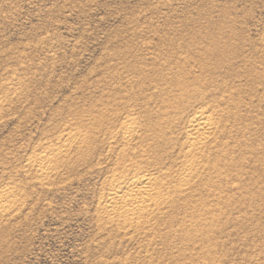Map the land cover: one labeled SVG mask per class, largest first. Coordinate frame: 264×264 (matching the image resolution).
Wrapping results in <instances>:
<instances>
[{
	"label": "rangeland",
	"instance_id": "1",
	"mask_svg": "<svg viewBox=\"0 0 264 264\" xmlns=\"http://www.w3.org/2000/svg\"><path fill=\"white\" fill-rule=\"evenodd\" d=\"M263 48L264 0H0V264H264ZM222 94L233 126L216 134L217 146L224 145L214 146L218 154L206 147L208 170L187 197L134 232L112 223L98 202L122 165L117 128L126 114L138 115L139 131L128 146L148 148L142 166L149 170L161 163L154 154L162 162L177 158L186 119L196 108L222 104ZM51 157L53 170L43 175L38 163ZM200 214L210 220L203 223Z\"/></svg>",
	"mask_w": 264,
	"mask_h": 264
},
{
	"label": "bare ground",
	"instance_id": "2",
	"mask_svg": "<svg viewBox=\"0 0 264 264\" xmlns=\"http://www.w3.org/2000/svg\"><path fill=\"white\" fill-rule=\"evenodd\" d=\"M178 47V46H177ZM202 47V46H201ZM208 47V46H207ZM206 47V48H207ZM210 47V46H209ZM175 48V47H174ZM182 48V47H181ZM194 48V47H193ZM185 49V48H184ZM203 49H204V46H203ZM264 49V48H263ZM192 50H194V49H192ZM196 50V49H195ZM199 50V49H198ZM200 50H202V48L200 49ZM209 50V49H208ZM182 51V50H181ZM206 51V50H205ZM264 51V50H263ZM176 53V52H175ZM207 53V52H206ZM219 53V52H218ZM261 53V52H260ZM259 53V55H261ZM193 54V53H192ZM214 54V53H213ZM216 54V53H215ZM243 54V53H242ZM197 55H198V53H197ZM244 55V54H243ZM176 56V55H175ZM194 56V55H193ZM200 56V55H199ZM202 56H204V55H202ZM223 56H225V55H223ZM227 56V55H226ZM263 56V55H262ZM198 57V56H197ZM218 57V56H217ZM220 57V56H219ZM229 57V56H228ZM235 57V56H234ZM240 57V56H239ZM242 57V56H241ZM247 57H248V55H247ZM158 58H161V57H158ZM190 58H191V56H190ZM212 58H213V56H212ZM222 58V57H221ZM264 57H262V59H263ZM154 59V58H153ZM163 59V58H162ZM192 59H193V57H192ZM191 59V60H192ZM195 59V58H194ZM235 59V58H234ZM242 59H243V57H242ZM198 60V59H197ZM212 60V59H211ZM216 60H217V58H216ZM229 60H233V59H229ZM241 60V59H240ZM245 60V59H244ZM166 61V60H165ZM263 61H264V59H263ZM262 61V62H263ZM156 62V61H155ZM152 63V62H151ZM154 63V62H153ZM152 63V64H153ZM204 63V62H203ZM225 63V62H224ZM229 63V62H228ZM236 63H237V61H236ZM235 63V64H236ZM241 63H242V60H241ZM155 64V63H154ZM167 64V63H166ZM170 64V63H169ZM168 64V65H169ZM196 64H197V62H196ZM195 64V65H196ZM198 64H200V63H198ZM243 64V63H242ZM261 64V63H260ZM151 65V64H150ZM175 65V64H174ZM185 65V64H184ZM244 65H245V63H244ZM250 65V64H249ZM173 66V65H172ZM217 66V65H216ZM251 66V65H250ZM144 67V66H143ZM184 68V67H183ZM190 68V67H189ZM197 68H199V66L197 67ZM196 68V69H197ZM230 68V67H229ZM255 68V67H254ZM257 68V67H256ZM263 68H264V66H263ZM179 69H180V67H179ZM200 69V68H199ZM202 69V68H201ZM203 69H204V67H203ZM244 69V68H243ZM246 69H248V68H246ZM134 70V69H133ZM169 70V69H168ZM173 70V69H172ZM185 70V69H184ZM189 70V69H188ZM229 70V69H228ZM227 70V71H228ZM249 70V69H248ZM260 70H263L262 68L260 69ZM259 70V71H260ZM129 71V70H128ZM132 71V70H131ZM154 71H155V69H154ZM195 71V70H194ZM254 71H256L255 69H254ZM175 72V71H174ZM183 72H185V71H183ZM189 72V71H188ZM196 72V71H195ZM199 72V71H198ZM206 72V71H205ZM211 72V71H210ZM209 72V73H210ZM257 72H258V70H257ZM257 72H256V74H257ZM263 73V71H260V73ZM149 73V72H148ZM165 73V72H164ZM212 73V72H211ZM215 73V72H214ZM248 73H249V71H248ZM248 73H246V76H244V77H247V74ZM181 74V73H180ZM183 74V73H182ZM195 74V73H194ZM198 74V73H197ZM200 74V73H199ZM231 74V73H230ZM239 74V73H238ZM252 74H253V70H252ZM255 74V75H256ZM207 75V74H206ZM233 75V74H232ZM231 75V76H232ZM249 75V74H248ZM255 75H253L254 77L253 78H255L256 79V77H255ZM257 75H259V72H258V74ZM261 75V74H260ZM260 75L259 76H257V78L258 77H260ZM132 76V75H131ZM146 76V75H145ZM191 76V75H190ZM147 77V76H146ZM145 77V78H146ZM152 77V76H151ZM184 77V76H183ZM186 77V76H185ZM188 77H189V75H188ZM203 77V76H202ZM250 77H251V72H250ZM263 77V76H262ZM133 78V77H132ZM197 78V76L195 77V79ZM200 78V77H199ZM252 78V79H253ZM138 79V78H137ZM140 79V78H139ZM154 79V78H153ZM173 79V78H172ZM195 79H193L192 78V81H193V83L191 82V84H192V86H194L193 84L196 82V80ZM249 79V78H248ZM258 79H260V78H258ZM128 80V79H127ZM144 80V79H143ZM150 79H148V81H149ZM168 80V79H167ZM194 80H195V82H194ZM198 80V79H197ZM207 80V79H206ZM218 80V79H217ZM221 80V79H220ZM234 80V79H233ZM157 81H158V79H157ZM173 81V80H172ZM185 81V80H184ZM189 81V80H188ZM214 81V80H213ZM260 81V80H259ZM258 81V82H259ZM262 81V80H261ZM151 82V81H150ZM175 82V81H174ZM182 82V81H181ZM180 82V83H181ZM217 82V81H216ZM255 81H253V83H254ZM132 83H133V81H132ZM141 83V82H140ZM165 83V82H164ZM169 83V82H168ZM176 83V82H175ZM186 83H187V81H186ZM186 83H185V86H184V88L182 87V88H180V89H186L185 87H186ZM190 83V82H189ZM198 83H200V80H198ZM205 83V82H204ZM251 83H252V81H251ZM252 83V84H253ZM182 84L184 85V82H182ZM211 84V83H210ZM255 84V83H254ZM253 84V85H254ZM261 84V83H260ZM175 85V84H174ZM182 85V86H183ZM220 85H222V83H220ZM223 85H224V82H223ZM231 85H232V83H231ZM249 85V84H248ZM142 86V85H141ZM143 86H145V85H143ZM142 86V87H143ZM168 86V85H167ZM171 86H172V84H171ZM179 86V85H178ZM214 89L212 90V91H215V88L216 87H219V83H218V85L216 86V84H214ZM242 86V85H241ZM240 86V87H241ZM256 86V85H255ZM129 87V86H128ZM165 87V86H164ZM189 87H191L190 86V84H189ZM195 87H197L198 88V86H196L195 85ZM194 87V88H195ZM199 87H201V86H199ZM208 87V86H207ZM223 87V86H222ZM222 87H221V89H222ZM247 87V86H246ZM254 87V86H253ZM258 87V86H257ZM149 88V87H148ZM155 88H157V87H155ZM211 88V87H210ZM264 88V87H263ZM176 89H177V87H176ZM178 89H179V87H178ZM193 88L191 87V90H192ZM212 89V88H211ZM230 89L231 88H229V91H230ZM243 89V88H242ZM166 90V89H165ZM187 90H188V88H187ZM204 90V89H203ZM237 90V89H236ZM239 90V89H238ZM127 91V90H126ZM154 91V90H153ZM163 91V90H162ZM168 91H170V90H168ZM184 91V90H183ZM193 91V90H192ZM195 91H196V89H195ZM200 91V93H201V90H199ZM212 91L210 90V93H212ZM223 91H225V90H223ZM233 91V90H232ZM252 91H254V89L252 90ZM263 91V90H262ZM133 92V91H132ZM174 92H176L175 90H174ZM187 92V91H186ZM216 92V91H215ZM226 92V91H225ZM231 92V91H230ZM129 93V92H128ZM154 93V92H153ZM169 93H171V92H169ZM189 93H190V89H189ZM189 93H188V96L187 95H184V96H187L188 97V100H187V104H188V101H190V99H189ZM221 93H222V91H221ZM236 93V92H235ZM259 93V92H258ZM258 93H256V94H258ZM264 93V92H263ZM120 94V93H119ZM141 94V93H140ZM149 94V93H148ZM156 94V93H155ZM155 94H153L154 96H155ZM165 94V93H164ZM180 94H181V92H180ZM184 94V93H183ZM186 94V93H185ZM197 93H194V95H196ZM237 94H238V92H237ZM116 95H118V94H116ZM136 95V94H135ZM166 95V94H165ZM173 95V97L174 96H177V95H174V94H172ZM191 95V94H190ZM193 95V94H192ZM192 95H191V97H192ZM207 95V94H206ZM224 94H222L221 96H222V104L221 103H217V105L216 106H213V105H206V106H204V107H202V108H196V110H194L193 112H192V114H190L189 115V117L186 119V123L183 125V127H184V131H183V133L181 132V135H180V133H179V131L177 132V133H179V137H181L182 136V134L184 135V141H183V144H182V149H180L179 151V153L176 155L177 156V158L175 159V160H169L168 162L166 161H163L162 162V159H160V157L158 158H156V155L154 154L153 156L155 157V159H156V161H157V159H158V161L160 162L161 161V163H159V165H157L156 166V164H155V166L154 167H152V169H150L148 166V168H149V170H145V168L146 167H144V164H143V166H142V163H144V159H145V157H147V156H149V154L147 155L146 154V149L145 148H147V147H144L143 149H141V150H139L140 148H142V146L138 149L137 147H136V149H132L130 146H128L129 145V143H131L130 142V140L132 139V138H134L135 137V135L138 133V131H139V126L137 125L138 123V121L137 120H139V118H138V115L137 116H135V114L134 113H132V112H130V113H128V115L126 114V116L123 118L124 120L122 121V123H120V126H119V129L117 128V130L119 131L118 133H119V136L120 137H122L121 139H122V141L124 142V146H122L121 147V149H119V150H117L118 152H119V156L118 157H120V164H122V165H120V166H115L116 168H115V173H113L112 175H111V177L109 176V183H108V185H107V187L105 188V191H104V193H103V195H101V199H100V202H98V205H99V207L102 209V211L103 212H105L106 214H107V216H108V218L112 221V223H116L117 224V226L118 225H122V228L121 229H123V228H125L126 230H129V232H130V230H133V229H136V228H143V226H145L146 224H148V223H150V220H152V219H155V217H157V216H159V215H163L164 214V212H166L167 210L166 209H170V206L171 205H176L177 203H179V202H181V201H179L178 199L180 198L181 199V197H185V193L187 192V191H189L192 187V185L191 184H193L192 182H194L195 183V181L197 180L196 178H200V176H201V173L203 172V170H205L206 169V164L207 165H209V161H208V159H210L211 160V156H209L208 154H206L205 152V149H206V147H208V146H212L211 148L213 149V147L214 146H217V142H216V138H217V136H216V134L219 132V133H221V135L224 133V132H226L227 130V127L229 126V123L231 122H229V119H228V117L229 116H227L226 114H229L230 112H231V109L228 111V109L226 108V107H224L223 105V103H227L228 104V101L229 100H227L225 97L226 96H223ZM249 94H247V96H248ZM261 95V94H260ZM123 96V95H122ZM125 96V95H124ZM140 96V95H139ZM142 96V95H141ZM150 96H152V94L150 95ZM156 96H157V94H156ZM167 96V95H166ZM180 96H182V95H179V97ZM184 96H182V97H184ZM197 96V95H196ZM200 96V95H199ZM250 96H251V94H250ZM112 97V96H111ZM115 97V96H114ZM126 97V96H125ZM132 97V96H131ZM178 97V96H177ZM176 97V99H178ZM202 97H205L206 98V96H204V95H202ZM202 97H199V99L200 98H202ZM219 97H220V95H219ZM218 96H217V98H219ZM137 99H139L138 97H136ZM150 98V97H149ZM152 98V97H151ZM156 98V97H155ZM157 98H159V97H157ZM193 98H195V97H193ZM193 98H191V99H193ZM198 98V96L195 98V99H197ZM205 98H204V101H205ZM207 98H208V96H207ZM206 98V99H207ZM132 99H133V97H132ZM164 99H166V98H164ZM164 99H163V101H164ZM171 99V98H170ZM176 99H174V100H176ZM180 100H181V98H179ZM183 99L184 98H182V101H183ZM198 99V101H201V100H199ZM115 99H113L112 98V101H114ZM146 100H147V96H146ZM155 100V99H154ZM211 100H214V99H211ZM238 100V99H237ZM249 100V99H248ZM258 100V99H257ZM110 101V100H109ZM134 101V100H133ZM133 101H132V103H133ZM142 101V100H141ZM147 101H152L151 99H148ZM157 101H159V103H160V101H161V104H162V99H158ZM173 101V100H172ZM185 101L186 100H184L183 101V105H185L186 103H185ZM195 101V100H194ZM218 100H216V102H217ZM232 101V100H231ZM242 101V100H241ZM264 101V100H263ZM262 101V102H263ZM143 102V101H142ZM168 102L170 103V101L168 100ZM181 103V101H178V103ZM192 102V101H191ZM259 102V101H258ZM137 103V102H136ZM141 103V102H140ZM153 103V102H152ZM185 103V104H184ZM213 103V102H212ZM230 103V102H229ZM130 104V103H129ZM138 104H139V102H138ZM166 103H164V105H165ZM197 104V103H196ZM207 104H210V103H207ZM231 104H235V103H233V101H232V103ZM248 104V103H247ZM246 104V105H247ZM264 104V103H263ZM111 105V104H110ZM128 105V104H127ZM141 105V104H140ZM143 105V104H142ZM146 105V104H145ZM148 105H149V102H148ZM148 105H147V111H148ZM163 105V106H164ZM167 105V104H166ZM194 105V104H193ZM114 106H115V104H114ZM235 106V105H234ZM234 106H232V107H234ZM112 107V106H111ZM168 107H169V105H168ZM176 108L177 106H175V105H173V108ZM184 107H186V105L184 106ZM232 107H230V108H232ZM140 108H142V107H140ZM145 108H146V106H145ZM237 108H239V107H237ZM236 108V109H237ZM133 109V108H132ZM165 109V108H164ZM167 109V108H166ZM166 109H165V111H166ZM178 110H180L179 108H177ZM176 109V111L175 112H177V113H179L178 112V110ZM181 109H184L183 107L181 108ZM233 109V108H232ZM246 109V108H245ZM125 110V109H124ZM129 110V109H128ZM133 110H137V109H133ZM159 110H161V107H160V109ZM159 110H158V112H159ZM171 110V107H170V109H168L167 111H170ZM185 110V109H184ZM192 110V109H191ZM191 110H190V113H191ZM131 111V110H130ZM155 111V110H154ZM164 111V110H163ZM162 110L160 111V112H163ZM172 111V110H171ZM232 111H234V110H232ZM238 111V110H237ZM252 111H254V110H252ZM150 112H152V111H150ZM149 112V113H150ZM185 112H186V110H185ZM187 112L189 113V111L187 110ZM239 112V111H238ZM251 112V111H250ZM261 112V111H260ZM156 113V112H155ZM180 113H181V110H180ZM183 113V112H182ZM257 113H258V111H257ZM161 114H163V113H161ZM161 114H159L158 113V115H161ZM166 114H167V112L164 114V117L166 116ZM185 114V113H184ZM234 117H231V118H236L237 119V117L239 118V116H237V114L235 113V111H234ZM253 114V113H252ZM123 115H124V113H123ZM146 115V114H145ZM258 115V114H257ZM141 116V115H140ZM144 116V115H143ZM155 116H156V114H155ZM163 116V115H162ZM168 116V115H167ZM242 116V115H241ZM246 116V115H245ZM252 116V115H251ZM100 117V116H99ZM101 117H102V115H101ZM101 117H100V119H101ZM148 117V116H147ZM151 117L153 118V114L151 115ZM151 117H149L150 119H151ZM164 117L163 118H161V121H162V119H164ZM169 117L171 118V115H169ZM226 117V118H225ZM156 118V117H155ZM155 118H154V120H155ZM168 118V117H167ZM183 118V117H182ZM230 118V117H229ZM113 120V119H112ZM153 120V121H154ZM156 120H158V119H156ZM165 120V119H164ZM171 120H173V119H171ZM170 120V121H171ZM246 120H248V119H246ZM251 120V119H250ZM105 121V120H104ZM106 121H108V120H106ZM115 121V120H114ZM113 121V122H114ZM159 121H160V119H159ZM166 121H168V120H166ZM165 121V122H166ZM175 121V120H174ZM233 121H234V119H233ZM238 121L240 122V118L238 119ZM261 121V120H260ZM119 122V121H118ZM141 122V121H140ZM156 121H154V123H155ZM177 122V121H176ZM112 123V122H111ZM145 123H147V122H145ZM149 123V124H148ZM148 125H150V123H151V120L150 121H148ZM169 123L170 122H168V125H169ZM178 123H181V122H178ZM233 123H236V122H233ZM238 123V122H237ZM255 123V122H254ZM142 124V123H141ZM146 124V125H147ZM157 124V123H156ZM162 124V123H161ZM160 124V125H161ZM173 124H176V123H173L172 122V125ZM230 124H232V123H230ZM262 124V123H261ZM260 124V125H261ZM145 125V124H144ZM145 125V126H146ZM152 125V124H151ZM153 125H155V124H153ZM170 125H171V123H170ZM182 125V124H181ZM144 126V127H145ZM158 126V125H157ZM156 126V127H157ZM164 126V125H163ZM232 126H233V124H232ZM231 126V127H232ZM235 126V125H234ZM237 126H238V124H237ZM110 127V126H109ZM160 127V126H159ZM166 127V126H165ZM169 127H171V126H169ZM181 127V126H180ZM236 127V126H235ZM243 127V126H242ZM112 128V127H111ZM162 128V127H161ZM161 128H159V130L161 129ZM168 128V127H167ZM228 128H230V126L228 127ZM233 128V127H232ZM260 128V127H259ZM143 129V128H142ZM145 129V128H144ZM151 129L153 130H157V129H155V128H153V126L151 127ZM166 129V128H165ZM175 129V128H174ZM172 127H171V130H170V128H169V130H170V132L172 131V130H174ZM181 129V128H180ZM179 129V130H180ZM239 129V128H238ZM237 129V130H238ZM261 129V128H260ZM150 130V129H149ZM163 130V129H162ZM162 130H160L161 131V133L163 132ZM228 130H230V129H228ZM233 130V129H232ZM231 130V131H232ZM258 130V129H257ZM103 131V130H102ZM145 131V130H144ZM158 131V130H157ZM182 131V130H181ZM241 131V130H240ZM251 131V130H250ZM260 131V130H259ZM110 132V131H109ZM170 132H169V135H170ZM233 132V131H232ZM113 133V132H112ZM117 133V132H116ZM141 133V132H140ZM151 133V132H150ZM152 133H153V131H152ZM151 133V134H152ZM160 133V134H161ZM172 133H173V131H172ZM176 133V132H175ZM218 133V134H219ZM228 133V132H227ZM243 133V132H242ZM106 134V133H105ZM110 134V133H109ZM174 134V133H173ZM228 134H230V133H228ZM232 134V133H231ZM257 134V133H256ZM259 134V133H258ZM107 135V134H106ZM116 135V134H115ZM115 135H112V137H111V140H112V142H115L114 144H116V143H119V140H118V134L115 136ZM159 135V134H158ZM164 135V134H163ZM224 135H226V134H224ZM235 135V134H234ZM139 136V135H138ZM151 136V135H150ZM154 136V135H153ZM161 136H162V134H161ZM174 136V141H175V134L173 135ZM173 136H171V137H173ZM223 136V135H222ZM238 136V135H237ZM141 137V136H140ZM143 137V136H142ZM141 137V138H142ZM168 137V136H167ZM167 137H166V139H167ZM183 137V136H182ZM181 137V138H182ZM219 137V136H218ZM72 138L73 139H75L74 138V135H71L70 136V139L69 140H72ZM136 138V137H135ZM134 138V139H135ZM163 138V137H162ZM169 138V137H168ZM176 138H178V137H176ZM233 138V137H232ZM235 138V137H234ZM264 138V137H263ZM153 139H155V137H153ZM157 139V138H156ZM226 139V138H225ZM144 140V139H143ZM149 140V139H148ZM165 140V139H164ZM170 140V138L169 139H167V141L166 142H168ZM222 140H223V137H222ZM236 140V139H235ZM239 140V139H238ZM146 141H147V139H146ZM172 141V140H171ZM224 141V140H223ZM248 141H250V140H248ZM120 142H121V140H120ZM160 142L161 141H159V144H160ZM220 142V141H219ZM218 142V143H219ZM239 142H240V140H239ZM122 143V142H121ZM138 143V142H137ZM147 143V142H146ZM154 143H155V141H154ZM156 143H158L157 141H156ZM163 143H164V145L166 146V144H165V142L163 141ZM169 143V142H168ZM170 143H172V142H170ZM169 143V144H170ZM176 143H177V140H176ZM224 143V142H223ZM241 143V142H240ZM247 143V142H246ZM246 143H245V145H246ZM134 144V143H133ZM122 145V144H121ZM132 145V144H131ZM174 145V144H173ZM178 145H180V144H177V146ZM238 145V144H237ZM254 145V144H253ZM260 145V144H259ZM117 146V145H116ZM162 146V145H161ZM169 146V145H168ZM220 146H224V145H221L220 144ZM219 146V147H220ZM240 146V145H239ZM246 146H250V145H246ZM252 146V145H251ZM112 147V146H111ZM114 147V146H113ZM118 147V146H117ZM158 147V146H157ZM163 147V146H162ZM170 147H172V146H170ZM218 147V146H217ZM218 147V148H219ZM149 148H151L150 146H149ZM165 148H167V147H165ZM173 148V147H172ZM209 148V147H208ZM211 148H210V150L209 151H211ZM216 147H214V151L216 150L215 149ZM217 148V149H218ZM222 148V147H221ZM148 149V148H147ZM153 149V148H152ZM152 149H149V151L148 152H150L151 153V150ZM161 149V148H160ZM169 149V148H168ZM171 149V148H170ZM174 149L176 150V148H175V146H174ZM111 150H113V149H110V151ZM115 150H116V148H115ZM222 150V149H221ZM96 151H98L97 149H96ZM109 151V152H110ZM114 151V150H113ZM156 151H158V149L156 150V148H155V152ZM163 151H165L164 149H163ZM168 151V150H167ZM174 151V150H173ZM172 150H171V152L170 153H174ZM218 151V150H217ZM217 151H215V152H217ZM118 152H116L117 154H118ZM153 152H154V150H153ZM169 152H167V153H169ZM178 152V151H177ZM213 152V151H212ZM212 152H211V154H212ZM219 152V151H218ZM218 152H217V154H218ZM260 152V151H259ZM94 153V152H93ZM158 153V152H157ZM160 153V154H159ZM158 154L159 155H162L161 154V152H159ZM165 153V152H164ZM253 153L256 155V153H257V151H256V153H255V151L253 150ZM113 154H114V152H113ZM146 154V155H145ZM176 154V153H175ZM163 155H165V154H163ZM212 155H214V153L212 154ZM217 156H219V155H217ZM216 156V154H215V156H213L214 158L215 157H217ZM106 157V156H105ZM150 157L153 159V157L151 156V154H150ZM172 157V156H171ZM220 157H221V155H220ZM260 156L258 155V157H255L256 159L257 158H259ZM111 158V157H110ZM168 158H170V157H168ZM213 158V159H214ZM254 158V159H255ZM93 159V158H92ZM116 159V158H115ZM147 159V158H146ZM212 159V160H213ZM260 159H261V157H260ZM154 160V159H153ZM92 161V160H91ZM90 161V162H91ZM146 161V160H145ZM221 161V160H220ZM219 161V162H220ZM243 161V160H242ZM246 161V160H245ZM254 161H256V160H254ZM253 161V162H254ZM258 161V163H259V159L257 160ZM256 161V162H257ZM264 161V160H263ZM262 161V162H263ZM147 162H151L150 160L148 161L147 160ZM212 162V161H211ZM210 162V163H211ZM214 162H215V160H214ZM217 162V161H216ZM86 163V162H85ZM158 163V162H157ZM226 163V162H225ZM53 157H51L50 159H49V161L48 162H45V160L44 159H41L40 160V162L38 163V166L40 167V169L43 171V175H46L47 173H49V172H51V170H53ZM118 164H119V161H118ZM117 164V165H118ZM151 164H152V162H151ZM154 164V163H153ZM152 164V165H153ZM224 164V163H223ZM113 165H115V164H113ZM149 165V164H148ZM218 165V164H217ZM227 165H228V163H227ZM151 166V165H150ZM224 166V165H223ZM261 166H263V165H261ZM261 166H260V168H261ZM114 167V166H113ZM259 167V166H258ZM147 168V169H148ZM236 167H234V169H235ZM224 169V168H223ZM109 170V169H108ZM208 170V169H207ZM207 170H205V171H207ZM231 170V169H230ZM233 170V169H232ZM241 170V169H240ZM217 171V170H216ZM215 171V172H216ZM221 171H224V170H221ZM227 171V170H226ZM225 171V172H226ZM212 172V171H211ZM234 171H232V173H233ZM238 172H239V170H238ZM204 173V172H203ZM220 173V172H219ZM222 173V172H221ZM240 173V172H239ZM260 173V172H259ZM258 173V174H259ZM264 173V172H263ZM206 175V174H205ZM204 175V176H205ZM239 175V174H238ZM203 176V177H204ZM213 177V176H212ZM211 177V178H212ZM220 177V176H219ZM210 178V179H211ZM214 180H215V178H214ZM252 180V179H251ZM218 181V180H217ZM228 182V181H227ZM203 184H204V182H203ZM206 184V183H205ZM196 185H198V184H196ZM194 186V185H193ZM211 186V185H210ZM191 187V188H190ZM212 187V186H211ZM220 187V186H219ZM223 187V186H222ZM218 190H219V188H217ZM191 191H194V190H191ZM223 191V190H222ZM195 192V191H194ZM220 192V191H219ZM216 193V192H215ZM204 194V193H203ZM218 194V193H217ZM212 195V194H211ZM210 195V196H211ZM216 195V194H215ZM229 195V194H228ZM244 195V194H243ZM249 195V194H248ZM227 196V195H226ZM230 196V195H229ZM187 197V196H186ZM185 197V198H186ZM191 197V196H190ZM215 197V196H214ZM220 197H221V195H220ZM242 197V196H241ZM210 198V197H209ZM212 199V198H211ZM237 199V198H236ZM184 200V199H183ZM188 200L190 201V199L188 198ZM213 200V199H212ZM186 201V200H185ZM196 201V200H195ZM198 201V200H197ZM200 201V200H199ZM238 201V200H237ZM241 201V200H240ZM183 202V201H182ZM187 202V201H186ZM239 202V201H238ZM188 203V202H187ZM200 204V203H199ZM217 204V203H216ZM252 204V203H251ZM178 205H180V204H178ZM184 205V204H183ZM186 205V204H185ZM211 205V204H210ZM177 206V205H176ZM181 206V205H180ZM195 206V205H194ZM193 206V207H194ZM199 206V205H198ZM234 206V205H233ZM243 206V205H242ZM207 207H209V206H207ZM217 207H218V205H217ZM251 207V206H250ZM172 208H173V206H172ZM183 208H184V206H183ZM182 208V209H183ZM195 208V207H194ZM200 208V207H199ZM210 208V207H209ZM219 208V207H218ZM217 208V209H218ZM243 208V207H242ZM196 209V208H195ZM166 210V211H165ZM186 210V209H185ZM203 210V209H202ZM213 210V208H210V214H211V211ZM178 211V210H177ZM191 211V210H190ZM201 211V210H200ZM206 211H208V210H206ZM226 211V210H225ZM237 211V210H236ZM249 211V210H248ZM168 212V211H167ZM166 212V213H167ZM180 212H181V210H180ZM202 212H204V211H202ZM229 212V211H228ZM239 212H240V210H239ZM182 213V212H181ZM208 213V212H207ZM207 213L205 214V215H207ZM192 214V213H191ZM197 214V213H196ZM203 214V215H204ZM213 214H214V212H213ZM213 214H211L212 216H213ZM176 215V214H175ZM188 215V214H187ZM200 215H202V214H200ZM202 215V216H203ZM205 215H204V217H205ZM168 216V215H167ZM183 216H184V214H183ZM186 216V215H185ZM193 216V215H192ZM196 216V215H195ZM208 216H210V215H208ZM207 216V217H208ZM166 217V216H165ZM179 216L177 215V217L176 218H178ZM188 217V216H187ZM198 217V216H197ZM196 217V218H197ZM215 217V216H214ZM162 218V217H161ZM173 218V217H172ZM191 218H193V217H191ZM210 218H211V216H210ZM170 219V218H169ZM168 219V220H169ZM204 219H206V217L205 218H203V223H204ZM164 220V219H163ZM178 220H180V218H178ZM178 220H176V221H178ZM183 220V219H182ZM182 220H180V221H182ZM186 220H188V219H186ZM206 220H208V218L206 219ZM210 220V219H209ZM208 220V221H209ZM236 220V219H235ZM160 221V220H159ZM184 221V220H183ZM183 221H182V223H183ZM194 221V223H195V221H196V219L195 220H192V222ZM202 222V221H201ZM200 222V223H201ZM206 223H207V221H205ZM211 222V221H210ZM229 222V221H228ZM157 223V222H156ZM165 223V222H164ZM167 223H168V221H167ZM175 223V222H174ZM188 223V222H187ZM193 223V224H194ZM199 223V222H198ZM205 223V224H206ZM212 223H213V221H212ZM230 223V222H229ZM192 224V225H193ZM196 225H200V224H197V222L195 223ZM115 225V224H114ZM162 225V224H161ZM175 225V224H174ZM177 225V224H176ZM183 225H185V224H183ZM182 225V226H183ZM189 225V224H188ZM192 225H190V226H192ZM209 225L210 226H213V225H215V223H213L212 225L209 223ZM221 225V224H220ZM149 226V225H148ZM194 226V225H193ZM205 226H207V225H205ZM204 226V227H205ZM119 227V226H118ZM175 227V226H174ZM200 227V226H199ZM199 227H198V229H199ZM204 227L202 226V228L204 229ZM208 227V226H207ZM162 228H164V227H162ZM179 228H180V226H179ZM183 228V227H182ZM188 228H190V227H188ZM197 228V227H196ZM202 228L200 227V229L202 230ZM213 228H215V226L213 227ZM212 228V229H213ZM236 228V227H235ZM157 229H158V227H157ZM175 229H177V228H175ZM191 229H194L193 227L192 228H190V230ZM216 230H218V228L216 227L215 228ZM124 230V229H123ZM144 230V229H143ZM173 230V229H172ZM178 230V229H177ZM183 230H184V228H183ZM186 230H187V228H186ZM205 230H207V233H208V231H209V229H206V227H205ZM205 230H203L204 232H205ZM125 231V230H124ZM135 230H133V232H134ZM139 231V230H138ZM154 231V230H153ZM192 231V230H191ZM190 231V232H191ZM199 230H197V232H198ZM214 231V230H213ZM223 231V230H222ZM148 232V231H147ZM169 232V231H168ZM174 232H175V230H174ZM187 232L189 233L188 235L190 236V232L187 230ZM200 232L201 231H199L198 233L200 234ZM226 232V231H225ZM146 233V232H145ZM149 233V232H148ZM164 233H165V231H164ZM180 233H182V231L180 232ZM184 233V232H183ZM194 233H195V231H194ZM194 233L192 234L193 236H194ZM197 233V234H198ZM203 233V232H202ZM206 233V232H205ZM212 232H210V234H211ZM216 233H218L217 231H216ZM223 233V232H222ZM157 234V233H156ZM184 234H186V232L184 233ZM198 234V235H199ZM204 234V233H203ZM160 235V234H159ZM169 235V234H168ZM175 235V234H174ZM173 235V236H174ZM202 234H200V236H201ZM205 235V234H204ZM212 235H214V234H212ZM221 235H223V234H221ZM161 236V235H160ZM163 236V235H162ZM206 236H208L207 234H206ZM210 236V235H209ZM168 237V236H167ZM182 237V236H181ZM184 238L186 237V236H183ZM197 237V235L195 236V238ZM199 237V236H198ZM197 237V238H198ZM204 237V236H203ZM203 237H199V240L198 241H200V238H203ZM221 237V236H220ZM166 238V237H165ZM183 238V239H184ZM192 238V237H191ZM190 238V239H191ZM194 238V237H193ZM192 238V239H193ZM196 238V239H197ZM211 241H213V238H214V236H211ZM217 238V237H216ZM219 238V237H218ZM175 239H177V238H175ZM204 239V238H203ZM169 240V239H168ZM187 240V239H186ZM194 240V239H193ZM210 240V239H209ZM188 241V240H187ZM195 241V240H194ZM197 241V242H198ZM207 241V240H206ZM206 241H203L202 240V242H206ZM224 241V240H223ZM180 242V241H179ZM192 243H194L193 241H191ZM197 242H195L196 243V247H197V245H199V244H201L200 242L197 244ZM184 243H185V241H184ZM217 243V242H216ZM222 243V242H221ZM180 244V243H179ZM190 244V243H189ZM189 244H187L188 246H189ZM203 244V243H202ZM206 244V243H205ZM208 244V243H207ZM184 245V244H183ZM186 245V246H187ZM172 246H173V244H172ZM187 246V247H188ZM190 246H191V244H190ZM209 246V245H208ZM214 246V245H213ZM174 247V246H173ZM191 247H194V246H191ZM204 247V246H203ZM206 248H203V250H206L207 249V246H205ZM195 248V247H194ZM200 250H202L201 249V245H200ZM209 248V247H208ZM190 249V248H189ZM209 249H211V248H209ZM213 249V248H212ZM216 249V248H215ZM192 250V249H191ZM196 251H197V248H196ZM182 252H183V250H182ZM200 252V251H199ZM206 252H212V250L211 251H207L206 250ZM186 253H187V251H186ZM200 253H202V252H200ZM200 253H197V255L198 254H200ZM204 254L203 255H205V252H203ZM178 254V253H177ZM180 254V253H179ZM192 254H195V252L194 253H192ZM208 254V253H207ZM211 254V253H210ZM187 255V254H186ZM196 255V256H197ZM174 256V255H173ZM190 256V255H189ZM195 256V257H196ZM206 257V256H205ZM209 257V256H208ZM179 258H183V257H180V255H179ZM193 258V257H192ZM172 259V258H171ZM176 259V258H175ZM195 259V258H194ZM173 260V259H172ZM178 260V259H177ZM190 261H191V259H189ZM188 260V261H189ZM211 260H212V258H211ZM215 260V259H214ZM180 261H182L181 259H180ZM185 261V260H184ZM183 261V262H184ZM198 261V260H197ZM207 261V260H206ZM228 261V260H227ZM248 261V260H247ZM188 263V262H187ZM193 262L191 261V263L190 264H192ZM203 263L205 264V261H203ZM180 264H181V262H180ZM195 264V263H194ZM201 264V263H200Z\"/></svg>",
	"mask_w": 264,
	"mask_h": 264
}]
</instances>
